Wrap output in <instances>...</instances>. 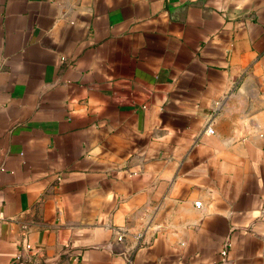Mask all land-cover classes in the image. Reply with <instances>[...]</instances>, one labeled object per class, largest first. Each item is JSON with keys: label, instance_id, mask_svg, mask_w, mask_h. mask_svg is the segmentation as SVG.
<instances>
[{"label": "crops", "instance_id": "crops-1", "mask_svg": "<svg viewBox=\"0 0 264 264\" xmlns=\"http://www.w3.org/2000/svg\"><path fill=\"white\" fill-rule=\"evenodd\" d=\"M0 264H264V0H0Z\"/></svg>", "mask_w": 264, "mask_h": 264}, {"label": "built area", "instance_id": "built-area-1", "mask_svg": "<svg viewBox=\"0 0 264 264\" xmlns=\"http://www.w3.org/2000/svg\"><path fill=\"white\" fill-rule=\"evenodd\" d=\"M207 133L208 134H214V131L212 129H207ZM201 203H197L196 206L197 207H200ZM123 237L122 236H119V240L122 241ZM230 246H231V243L230 242H227L221 252V256H222V261L223 262H226L227 258H228V255H229V249H230ZM28 248H30L28 246Z\"/></svg>", "mask_w": 264, "mask_h": 264}]
</instances>
